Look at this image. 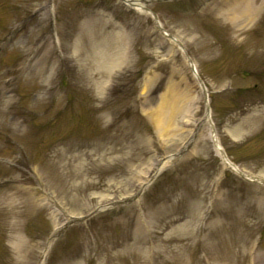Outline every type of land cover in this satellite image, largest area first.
Masks as SVG:
<instances>
[{
	"label": "rangeland",
	"instance_id": "374dc122",
	"mask_svg": "<svg viewBox=\"0 0 264 264\" xmlns=\"http://www.w3.org/2000/svg\"><path fill=\"white\" fill-rule=\"evenodd\" d=\"M225 4L147 7L264 180V0L252 23ZM168 40L121 0H0V264H264V184L208 126L179 152L205 104Z\"/></svg>",
	"mask_w": 264,
	"mask_h": 264
},
{
	"label": "bare ground",
	"instance_id": "6f19581e",
	"mask_svg": "<svg viewBox=\"0 0 264 264\" xmlns=\"http://www.w3.org/2000/svg\"><path fill=\"white\" fill-rule=\"evenodd\" d=\"M124 4H126L129 7H133L131 0H121ZM139 8L137 10H139L141 13H145L148 14L146 12V6L143 4L138 5ZM226 10H224V15L226 16V18L228 20H230L231 22H238V21H243V22H248V23H252L253 21L256 20V17L258 15V13L260 12V10L262 9L263 5L257 6L256 4V0H226V4H225ZM163 35V34H162ZM164 37H166L165 35H163ZM17 35H15L13 37V40H16ZM167 39H169L168 37H166ZM170 43V47H171V51L175 52V47H176V42L173 40H168ZM0 90L1 87H0ZM13 101V99H12ZM11 101H9L10 103ZM5 101L3 100L2 96H0V108L4 105ZM174 113L175 112H171L170 115H166V117L164 119H162L161 121H159L160 123H157L158 125V129L160 131H162L164 129V125L165 122L169 123L172 122L173 117H174ZM185 125L187 124H191L193 125L194 122H191V118L186 119L185 121ZM199 123H197L196 125L194 124V126L199 127L198 126ZM196 132L197 129L196 128H189L187 130H185V135L186 137V142L182 145L181 149L179 150V152H183L185 151L187 148L191 147L198 139L200 136H198V138H196ZM195 138V139H194ZM217 151L220 153V150L217 149ZM220 156L223 160L224 166L230 170H232L233 172H235L238 175H244L243 171L237 166L235 165L228 157H225L224 155H222V153H220ZM162 165H159L158 169H157V173L162 169ZM251 180L253 179L256 182L261 183V179L256 178V177H250ZM59 230L56 231V234H58ZM147 262L148 264L150 262L153 261L152 255L147 256ZM258 260L257 257L254 258H250V256L244 260V264H255V262Z\"/></svg>",
	"mask_w": 264,
	"mask_h": 264
},
{
	"label": "water",
	"instance_id": "95a60500",
	"mask_svg": "<svg viewBox=\"0 0 264 264\" xmlns=\"http://www.w3.org/2000/svg\"><path fill=\"white\" fill-rule=\"evenodd\" d=\"M168 1H174V0H139V1H134L131 0L132 3V9H138L140 4L145 5L146 7V12L148 14H150L154 20V24L155 27L157 28V30L165 35L166 37H168L170 40H173L176 42V47H175V51H178L182 54V58L184 59V62L186 63L188 70L190 72V74L193 76L196 85L198 86V91L200 93V95L203 97L204 100V104H205V114L202 118V120L199 122V127H195L197 129L196 132V138H198V136H200L201 131L204 127L209 126L210 130H211V138L213 141V144L215 146L216 149L220 150V153H222V155L226 156L225 151L223 150V148L220 146V143L216 137V133H215V128H214V124L211 120V108L209 105V92L208 89L206 87V85L204 84V82L202 81V79L200 78V76L198 75V72L196 70V66L194 64V62L192 61L191 57L188 55V53L185 51L184 46L182 45V43L180 41H178L173 35L168 34L165 29L162 27L158 16L156 13H154L153 11H151L147 6L150 5L151 3L154 2H168ZM195 139V138H194ZM242 177L248 179L245 175H242ZM261 183L264 184V180L261 179Z\"/></svg>",
	"mask_w": 264,
	"mask_h": 264
}]
</instances>
